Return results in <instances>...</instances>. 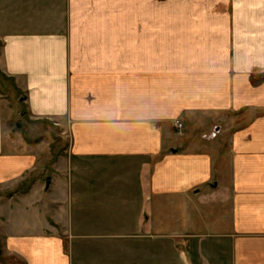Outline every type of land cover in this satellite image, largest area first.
I'll use <instances>...</instances> for the list:
<instances>
[{"label":"crops","instance_id":"0c3cea01","mask_svg":"<svg viewBox=\"0 0 264 264\" xmlns=\"http://www.w3.org/2000/svg\"><path fill=\"white\" fill-rule=\"evenodd\" d=\"M0 72L71 135L6 230L26 264H264V0H0ZM5 110L2 183L35 162Z\"/></svg>","mask_w":264,"mask_h":264},{"label":"rangeland","instance_id":"374dc122","mask_svg":"<svg viewBox=\"0 0 264 264\" xmlns=\"http://www.w3.org/2000/svg\"><path fill=\"white\" fill-rule=\"evenodd\" d=\"M129 9H124L128 11ZM161 43H155L158 50ZM0 94L5 102V124L3 127L4 151L25 152L35 157L33 166L23 176L7 182H0V264H26L15 252L7 248L6 230L22 228H33L24 216L26 207H32L34 195L25 196L30 193L34 184H38L44 192L48 188L50 177L65 167V159L71 135L66 125L52 118L31 117L27 104L22 98L20 89L12 78L3 76L0 72ZM189 133L193 138H199L208 121L198 123L193 118L189 119ZM180 123L182 126L180 127ZM184 123V126H183ZM185 121H177L176 126L185 131ZM186 126V127H185ZM181 131V130H180ZM218 131L213 130L203 138L216 137ZM35 209V208H34ZM34 214L33 209H31ZM33 216V215H31ZM33 218V217H32ZM14 232V231H13Z\"/></svg>","mask_w":264,"mask_h":264},{"label":"built area","instance_id":"2783aa9c","mask_svg":"<svg viewBox=\"0 0 264 264\" xmlns=\"http://www.w3.org/2000/svg\"><path fill=\"white\" fill-rule=\"evenodd\" d=\"M180 127L182 126V123H180V125H179Z\"/></svg>","mask_w":264,"mask_h":264},{"label":"water","instance_id":"95a60500","mask_svg":"<svg viewBox=\"0 0 264 264\" xmlns=\"http://www.w3.org/2000/svg\"><path fill=\"white\" fill-rule=\"evenodd\" d=\"M50 183V181H48V184Z\"/></svg>","mask_w":264,"mask_h":264}]
</instances>
